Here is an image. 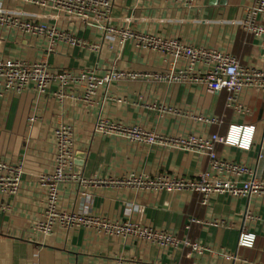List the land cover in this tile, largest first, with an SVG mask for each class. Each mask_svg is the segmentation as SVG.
Instances as JSON below:
<instances>
[{
    "label": "crops",
    "instance_id": "crops-1",
    "mask_svg": "<svg viewBox=\"0 0 264 264\" xmlns=\"http://www.w3.org/2000/svg\"><path fill=\"white\" fill-rule=\"evenodd\" d=\"M113 2L111 15L116 27L230 50L245 65L264 68L261 37L245 31L240 24L253 0ZM3 8L34 17L46 11L14 0H5ZM259 20L264 22V17ZM48 22L88 45L53 43L47 36L0 27V59L45 62L53 70L75 71L108 63L128 72L147 74L165 71L170 65L165 54L141 49L133 39L123 41L79 24ZM84 95L80 84L64 90L56 84L45 93L5 92L0 97V159L15 165L22 163L24 167L18 192L0 194V264H119V259H123V264H264V196L217 194L202 204L201 196L189 191L160 192L111 184L113 179L152 177L163 172L196 176L207 170L209 157L95 132L99 116L160 135L186 138L225 136L232 123L256 124L257 144L251 151L219 144L217 152L225 159L247 163L257 178L264 179V154L260 158L258 152L264 130V93H246L242 97L250 114L228 108L224 91L210 94L197 87L181 89L149 78L121 80L103 87L94 95V107L83 101ZM170 108L173 111L168 112ZM213 118H220L221 123L210 122ZM62 124L74 129V171L88 183L61 185V211L95 213L158 229L180 240L198 243L206 250L189 256L191 250L185 247H161L141 238L123 239L84 227L67 231L56 226L52 234H40L34 223L45 214L48 203L40 176L53 170L55 130ZM191 218L197 221L192 223ZM242 229L257 233L253 249L238 247ZM226 255L236 258L229 260Z\"/></svg>",
    "mask_w": 264,
    "mask_h": 264
},
{
    "label": "built area",
    "instance_id": "built-area-1",
    "mask_svg": "<svg viewBox=\"0 0 264 264\" xmlns=\"http://www.w3.org/2000/svg\"><path fill=\"white\" fill-rule=\"evenodd\" d=\"M5 0H0V27L17 28L24 34L47 36L53 43L72 46H87L70 32L48 21H63L94 27L103 32L116 35L123 41L135 40L137 47L165 54L170 61L169 67L157 73H133L118 69L114 64H102L91 70L75 71L70 69L53 70L45 62L27 63L20 59H0V97L5 92L21 94L26 91L45 93L58 84L64 90L76 84L85 89L83 101L89 106H96L94 95L103 87L113 82L128 79L149 78L167 86L175 85L181 89L197 87L210 94L227 93V107L250 114L242 104L246 93H264V68L245 65L241 58L230 50L196 46L182 42L177 37H163L152 32H139L131 27H116L111 13L113 0H14L23 4L46 9L41 15L15 13L3 8ZM247 8L246 19L241 22L245 31L261 37L264 47V0H253ZM26 17L35 19L29 20ZM40 19L41 21H37ZM4 91V92H3ZM153 107H156L154 105ZM173 111L172 108L168 109ZM210 122L219 124L220 118ZM95 132L104 135L121 136L145 145L176 147L207 155V170L196 176H180L169 172L155 176L133 175L123 181L111 180V184H126L143 190L160 192L189 191L201 196L202 204L217 194L229 193L241 197L264 196V179L256 177L255 171L245 162H235L218 155L217 145L235 147L248 152L257 144V125L232 123L227 134H211L206 137L165 136L144 129L141 126H127L121 122L110 121L99 116L95 123ZM259 157L264 154V130L259 142ZM75 133L70 125L62 124L55 130L56 155L53 170L40 176V184L47 191L45 214L34 223L35 229L44 236L50 235L56 226L64 230L84 227L90 231L113 237L128 239L141 238L161 247L173 246L175 249L187 248L191 252L201 253L206 250L198 243L180 240L158 229L143 227L127 221L113 220L98 214H80L59 209L60 187L66 183H88L81 175L75 174ZM24 174L23 164H10L0 159V194H16L20 189ZM242 186V187H241ZM191 218L190 222H196ZM257 233L242 229L238 237V247L253 249L257 243ZM229 260L235 255H226ZM119 259V264H123Z\"/></svg>",
    "mask_w": 264,
    "mask_h": 264
},
{
    "label": "water",
    "instance_id": "water-1",
    "mask_svg": "<svg viewBox=\"0 0 264 264\" xmlns=\"http://www.w3.org/2000/svg\"><path fill=\"white\" fill-rule=\"evenodd\" d=\"M245 218H246V216H245Z\"/></svg>",
    "mask_w": 264,
    "mask_h": 264
}]
</instances>
